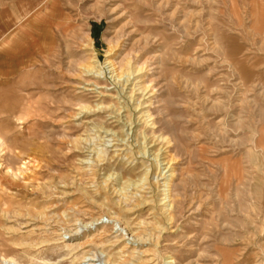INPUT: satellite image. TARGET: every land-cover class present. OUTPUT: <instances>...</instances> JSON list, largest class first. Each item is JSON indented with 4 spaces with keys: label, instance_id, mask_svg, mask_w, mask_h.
<instances>
[{
    "label": "rangeland",
    "instance_id": "374dc122",
    "mask_svg": "<svg viewBox=\"0 0 264 264\" xmlns=\"http://www.w3.org/2000/svg\"><path fill=\"white\" fill-rule=\"evenodd\" d=\"M0 264H264V0H0Z\"/></svg>",
    "mask_w": 264,
    "mask_h": 264
},
{
    "label": "bare ground",
    "instance_id": "6f19581e",
    "mask_svg": "<svg viewBox=\"0 0 264 264\" xmlns=\"http://www.w3.org/2000/svg\"><path fill=\"white\" fill-rule=\"evenodd\" d=\"M92 62H96V60L94 59V61H92ZM106 64L110 65L111 67L113 66L112 61H110V60H108L106 62ZM92 68L91 67L90 68L88 67V69L86 68L87 69L86 72L94 74L95 71H93ZM140 70L141 69L137 68V67H129L128 71H126L125 73L122 72L123 73L122 75L119 74V73H116L114 75V77L116 78L117 81H120V80L123 81L122 82V87L123 88L128 83H130L129 85L133 86V88L128 91V95H129L128 98L130 99V101L129 100L128 101L135 105V107H134L135 109L139 108L138 110H135L137 113H139L137 118H139V119L142 118L143 119L145 117V119H149L150 115L148 114L149 113L148 110L145 111V109L142 108V106H144L145 102H140V99L138 97H136V98L134 97L136 93H140L141 97H142L143 96L142 94L147 91L146 87L140 85L141 84V77L139 76L140 75L139 74ZM126 123H124V126H126V128L129 129V131H131L132 130V129H130L131 125L130 124L127 125ZM152 124H154V123H152ZM104 133L106 135H110V136H113V137L115 135L114 133L111 134V132H109V131H106ZM146 139H147L146 135H144V140H146ZM120 140H121V142L125 141V140H122V139H120ZM157 141L163 143V145H167L166 148L171 146L170 145L171 140L169 138H167V137H165L163 135H159V136H155V139L152 140V141H148V140L144 141L142 146L138 145L136 154L140 155V157L142 159H144V158L148 159V157L151 156L152 159L150 161L153 162L154 163V167L157 170H159L158 171L159 172L158 175L160 176V179L157 180V177H159V176H157L156 180L153 182V186H155V188L160 193L159 196H161V198L159 199L158 211H160L161 215H163L164 218L167 221H171L172 214H173L172 210L174 209V207L176 205V202H177L176 199L174 198V195L172 194V192H173V190H172V178L174 177V175L172 174V164H170L171 162L166 160V158L164 157L165 156L164 154H166L167 152H165V150H162V146L163 145L160 148H158L157 150L154 151L153 148L156 146L155 142H157ZM149 142H152L153 145L148 146ZM125 148H126V150H130L132 152L134 150V148H132V145H130V144L129 145L125 144ZM98 158L99 157H96L95 161L98 160ZM160 165H163V166L165 165L163 170L160 169ZM166 173H168V174H166ZM149 175H150L149 170H147V171H145L143 177H141L137 181L123 182V184H124L123 186H125L124 188L133 187L135 190L137 188H140V190L143 191L145 189L144 188L145 185H148V183L150 185V182L148 181L149 180V178H148ZM109 177H111V176H108L107 178H105V180L103 181L102 185H105V186L107 185V182L110 181ZM159 181H162V182H159ZM106 187H108V185ZM124 188L123 187L119 188L118 189V193H121V192L125 193V191H123ZM116 194H117V191H116ZM138 197H141V196L138 195ZM122 198L126 200L127 196L124 194L122 196ZM122 201H124V200H122ZM143 203H146V202H143ZM169 263H171V262H169Z\"/></svg>",
    "mask_w": 264,
    "mask_h": 264
},
{
    "label": "trees",
    "instance_id": "16d2710c",
    "mask_svg": "<svg viewBox=\"0 0 264 264\" xmlns=\"http://www.w3.org/2000/svg\"><path fill=\"white\" fill-rule=\"evenodd\" d=\"M92 28H93V26H92ZM92 34H93L94 38H97V35L94 32H92Z\"/></svg>",
    "mask_w": 264,
    "mask_h": 264
}]
</instances>
